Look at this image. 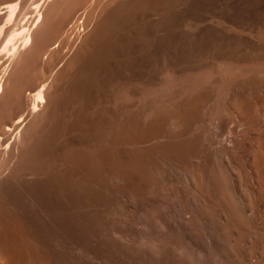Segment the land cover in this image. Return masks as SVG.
Here are the masks:
<instances>
[{"label": "bare ground", "instance_id": "1", "mask_svg": "<svg viewBox=\"0 0 264 264\" xmlns=\"http://www.w3.org/2000/svg\"><path fill=\"white\" fill-rule=\"evenodd\" d=\"M0 264H264V0H0Z\"/></svg>", "mask_w": 264, "mask_h": 264}]
</instances>
